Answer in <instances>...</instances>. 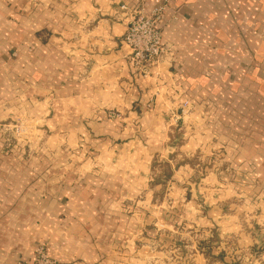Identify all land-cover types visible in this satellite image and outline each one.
<instances>
[{
  "label": "crops",
  "instance_id": "1",
  "mask_svg": "<svg viewBox=\"0 0 264 264\" xmlns=\"http://www.w3.org/2000/svg\"><path fill=\"white\" fill-rule=\"evenodd\" d=\"M161 1L0 0V124L46 135L0 131V264L40 242L65 264H152L192 233L213 245L194 264L264 263V0H167L142 76L126 17Z\"/></svg>",
  "mask_w": 264,
  "mask_h": 264
},
{
  "label": "built area",
  "instance_id": "2",
  "mask_svg": "<svg viewBox=\"0 0 264 264\" xmlns=\"http://www.w3.org/2000/svg\"><path fill=\"white\" fill-rule=\"evenodd\" d=\"M168 1L162 0L149 13L145 14L141 9L129 12L126 17V29L123 40L129 47L128 62L142 76L148 74V69L152 64L158 62L166 51V45L162 41V26L165 21V12ZM123 10H127L126 5H121ZM183 107L189 109L190 105L184 102ZM109 118H121L122 114L118 110L108 111ZM183 116H177V120H182ZM7 132L11 123L0 124ZM13 127L16 132L24 131V123L17 120ZM33 264H59L56 260L48 258L39 250L38 257Z\"/></svg>",
  "mask_w": 264,
  "mask_h": 264
},
{
  "label": "rangeland",
  "instance_id": "3",
  "mask_svg": "<svg viewBox=\"0 0 264 264\" xmlns=\"http://www.w3.org/2000/svg\"><path fill=\"white\" fill-rule=\"evenodd\" d=\"M115 109L112 110H108V111H114ZM107 111V112H108ZM119 111V110H118ZM121 112V111H119ZM122 117H123V113L121 112ZM116 119V118H113ZM17 120H20L24 123V131L23 132H16L13 124H15V122ZM11 123V127L10 129L6 132V134H8V138L9 141L11 140V142L14 143H18V142H28L31 143L35 140H41L44 141L45 140V134H43L44 132L41 131L43 130V127L45 126V124L43 126H41V120L39 121H35L34 118H30V117H16L14 119H9L8 121L5 120L2 124L4 123ZM3 126H0V131L1 132H5L2 128ZM42 135H41V133ZM159 228L163 229L165 226L163 225V223H159ZM173 234H176L172 231ZM176 237V235L173 237L172 241H171V247H169L168 249L164 250L161 254H159V257H153L152 258V264H194L195 263V259H196V251L193 250V248H195V250L197 249L199 251V253H202V257L210 260L211 261V248H212V241L210 238H200L197 240V242L195 241V237L194 234L192 233L191 236H187V237ZM196 243V244H195ZM181 245V246H180ZM186 246L187 249H185L184 251V247ZM39 250H41L44 255H46L48 258L56 260V262H58L59 264H65L63 261H61L60 259H56L53 258L51 256H49L48 254V247L46 242H40L37 244L36 248H35V252H34V256L32 259H25V260H18L17 264H33L37 257H38V252ZM185 258V261L183 260ZM154 259V261H153ZM222 259V255H220V260ZM264 264V263H263Z\"/></svg>",
  "mask_w": 264,
  "mask_h": 264
}]
</instances>
